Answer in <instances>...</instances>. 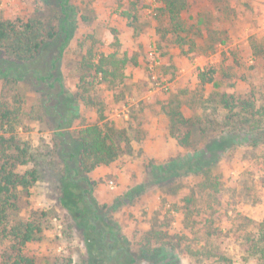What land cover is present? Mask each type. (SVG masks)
<instances>
[{
	"label": "rangeland",
	"instance_id": "rangeland-1",
	"mask_svg": "<svg viewBox=\"0 0 264 264\" xmlns=\"http://www.w3.org/2000/svg\"><path fill=\"white\" fill-rule=\"evenodd\" d=\"M164 1L73 0L79 24L61 66L69 90L80 92V115L73 125L97 122L119 148L114 162L90 173L97 182L94 195L100 203L112 205L131 188L147 184L130 202L111 211L134 248L153 230L158 233L157 244L164 242L177 254L179 264H264V257L249 254L244 245L254 230L253 221L264 219V144L245 142L223 153L214 166L223 189L219 202L211 206L199 188L200 176L176 167L179 176L158 181V170L151 169L203 148L230 128L220 94L252 97L262 104L264 0H179L189 33V43L183 47L158 31L169 26V17L160 11ZM40 7L45 17L56 8L42 0H0V15L27 20ZM125 10L136 14L137 20L123 15ZM90 49L97 56L132 50L137 62L129 63L125 76L115 82L92 75L84 82L80 66ZM209 68L217 69L215 80L202 84L198 74ZM45 98L31 79L7 87L0 82V99L20 110L23 123L17 132L40 153L54 148ZM173 111L189 120L179 130L191 131L190 146L180 145L170 132ZM49 157L52 163L47 157L42 160L40 179L20 193V209L13 213L15 223L36 218L35 211L46 212L39 219L41 238L27 243L25 253L35 259L34 264H104L91 260L81 230L62 206L61 166L57 154ZM9 245V238L0 234V264L11 254Z\"/></svg>",
	"mask_w": 264,
	"mask_h": 264
},
{
	"label": "trees",
	"instance_id": "trees-1",
	"mask_svg": "<svg viewBox=\"0 0 264 264\" xmlns=\"http://www.w3.org/2000/svg\"><path fill=\"white\" fill-rule=\"evenodd\" d=\"M42 2L45 5L55 3L54 14L45 17L41 15L43 8L40 7L36 15L27 20L0 15V82L7 87L31 79L42 90L46 97L43 109L50 119L54 140V148L49 152H35L30 142L17 132L23 123L19 108L13 109L7 100L0 99V234L9 238L11 251L2 264L35 263V259L25 253V246L41 238L43 226L39 219L46 212L35 211L36 218L15 223H12L13 213L20 209V193L29 191L40 179L39 164L42 160L47 157L52 163L53 158L49 154H57L59 159L60 202L81 230L91 260H103L104 264H179L177 254L164 242L157 244V231H150L140 246L134 248L111 214L121 203L130 202L136 194L143 192L147 184L131 188L112 205L100 203L94 195L97 182L90 173L100 165L114 162L119 148L113 135L101 124L73 125L74 117L80 115L77 100L80 92L69 90L61 66L65 49L78 28L79 10L73 0ZM164 2L165 7L160 11L162 16L169 17V26L158 28V31L162 38L171 35L172 42L183 47L189 43V33L181 16L184 5L179 0ZM123 15L137 20V15L128 10L123 11ZM190 49L194 48L190 46ZM97 55L90 49L83 58L81 81L86 82V76L92 75L94 78L99 76L101 81L115 82L125 76L129 63L137 62V54L132 50H126L123 55L117 52ZM45 56H49L47 61L43 60ZM216 72V68L200 70V82H213ZM262 100L258 105L256 98L220 94V107L227 113L226 125L230 128L208 140L201 149L189 151L170 163L153 165L151 169L158 170L157 180L177 177L179 173L174 168L185 167V173L201 177L198 185L205 192L208 204L219 202L223 181L215 174L214 166L223 153L245 142L256 146L264 144V97ZM188 121L177 111L171 113L170 132L182 146H190L191 143V131L182 134L179 130V125ZM31 162H34L33 166L21 169ZM253 222L254 230L246 236L244 245L249 254L263 258L264 219ZM90 264L95 263L90 261Z\"/></svg>",
	"mask_w": 264,
	"mask_h": 264
}]
</instances>
